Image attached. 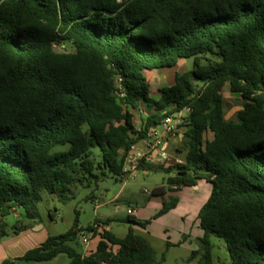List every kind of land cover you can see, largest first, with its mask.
<instances>
[{"label":"trees","instance_id":"1","mask_svg":"<svg viewBox=\"0 0 264 264\" xmlns=\"http://www.w3.org/2000/svg\"><path fill=\"white\" fill-rule=\"evenodd\" d=\"M174 74L151 97L146 73ZM240 99L226 120L222 90ZM143 108L139 128L134 113ZM181 113L183 163L139 164L136 171L174 176L167 185L211 192L197 214L203 263L210 238L223 240L229 264H264V0H0V223L22 211L39 219L41 192L62 198L73 185L125 177L123 159L164 117ZM157 189L152 196H161ZM176 207L163 204L158 215ZM96 221L77 219L15 261L68 264H158L127 216L118 238ZM98 238L79 253V234ZM170 244L166 243V247ZM2 264H13L3 262Z\"/></svg>","mask_w":264,"mask_h":264},{"label":"rangeland","instance_id":"2","mask_svg":"<svg viewBox=\"0 0 264 264\" xmlns=\"http://www.w3.org/2000/svg\"><path fill=\"white\" fill-rule=\"evenodd\" d=\"M192 69V60L179 62L177 69H167L156 73L157 78H152V72L147 73L151 97L155 98L158 89L170 86L174 74H183ZM161 73V74H160ZM157 79V81H156ZM224 100V114L226 120H233L236 112L241 108L240 99L230 94L228 86L222 90ZM135 125L140 127V118L135 114ZM179 132V131H178ZM173 139H177V134ZM182 144L169 143L166 149L168 160L164 166H173L177 161L183 163L185 152L176 153V148ZM175 171L166 174L162 171L150 170L146 174L137 171L133 176L114 179L110 176L102 178L96 184L89 186L73 185L62 198L41 192L42 201L38 204L39 219L29 220L22 211L17 210L1 219L0 223V264L13 262V264H68L65 255H58L49 262L15 261L31 250L42 244L48 237L58 236L67 232L73 225L75 218L78 226L85 230L96 221L110 220L102 228L110 231L118 238H123L130 226L123 222L128 216L126 211L131 209L135 218L142 222H149L146 229L132 227L134 233L145 238L153 249L156 259L161 256L164 260L158 264H202V254H197L191 259L193 252L201 250L200 238L202 231L199 229L197 214L207 201L211 186L204 180H197L195 187L172 190L167 185V179L174 176ZM163 189L161 196H149L144 192L153 193ZM176 201V207L169 212L158 215L163 204ZM88 238L89 243L84 245L82 238ZM98 238L92 239L90 234H79L76 241L70 246L79 253H87L97 245ZM166 243L170 246L166 247ZM209 255L210 264H229V256L222 239L211 237Z\"/></svg>","mask_w":264,"mask_h":264},{"label":"built area","instance_id":"3","mask_svg":"<svg viewBox=\"0 0 264 264\" xmlns=\"http://www.w3.org/2000/svg\"><path fill=\"white\" fill-rule=\"evenodd\" d=\"M181 113L175 116H167L161 121L157 127L150 128L145 139L141 142V148L132 146L123 159V173L125 176H132L139 164H147L152 166H161L169 159L166 154V149L163 148L165 138L174 137L182 124L180 119ZM180 164L179 161H176ZM172 187V190H176ZM146 195L151 196V193L145 191ZM128 216H133V211L127 209ZM82 243L87 245L88 238H82Z\"/></svg>","mask_w":264,"mask_h":264},{"label":"crops","instance_id":"4","mask_svg":"<svg viewBox=\"0 0 264 264\" xmlns=\"http://www.w3.org/2000/svg\"><path fill=\"white\" fill-rule=\"evenodd\" d=\"M182 61H183V60H181V61H179V62H182ZM179 62H178V64H179ZM178 64H177V66H176L174 69H177ZM164 70H167V69H164ZM160 71H162V70H153V71H150V72H152V75H153L152 78H154V77L157 78L156 73H153V72H158V74H159ZM150 72H147V73H150ZM147 73H146V74H147ZM160 74H161V73H160ZM147 79H148V82H149V80H150L151 78L149 77V78H147ZM156 81H157V79H156ZM152 98H153V97H152ZM153 99L157 100V99H158V94H157V96H155V98H153ZM135 114H138V117L140 118V126H141L142 123H143V121H144L145 118H146V114H145L143 108L141 107V108L137 111V113H134V119H135ZM134 125H135V122H134ZM135 127L138 128L136 125H135ZM178 131H179V132H178V134H177V139H173L172 137L165 138V142H164L163 148L167 149L169 143H171L172 145H174V144L177 143V142H179V143L181 142V140L183 139V135H184V133L186 132V129H185V128H180ZM136 146H138V147L141 148L142 143H139V144H137ZM176 161H177V159H176ZM136 172H137L136 170L133 171V172H132V176L135 175ZM143 172H144L145 174L147 173L146 171H143ZM196 188H197V187H196ZM196 188H195V189H196ZM132 211H133V210H132ZM133 216L135 217V213H134V211H133ZM97 243H98V241H97ZM95 248H96V247H95ZM95 248H94L93 250H89V251H90V252H93V251L95 250Z\"/></svg>","mask_w":264,"mask_h":264},{"label":"water","instance_id":"5","mask_svg":"<svg viewBox=\"0 0 264 264\" xmlns=\"http://www.w3.org/2000/svg\"><path fill=\"white\" fill-rule=\"evenodd\" d=\"M194 188H196L195 186H193Z\"/></svg>","mask_w":264,"mask_h":264}]
</instances>
